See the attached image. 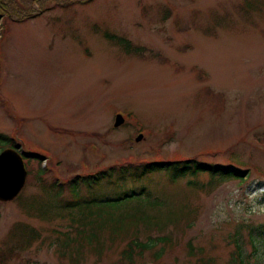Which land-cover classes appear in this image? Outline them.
<instances>
[{"label":"rangeland","instance_id":"1","mask_svg":"<svg viewBox=\"0 0 264 264\" xmlns=\"http://www.w3.org/2000/svg\"><path fill=\"white\" fill-rule=\"evenodd\" d=\"M31 1L18 0L23 15L34 14L27 11ZM119 38L140 50L126 52ZM117 114L125 120L114 128ZM263 132L264 0H94L20 23L7 18L0 27V133L20 142V150L50 160L42 162L50 168L41 179L38 164H27L30 173L18 196L45 197L55 178L66 185L76 174L124 157L241 162L249 171L244 183L229 181L210 193L166 171L132 183V189L146 186L162 204L151 214L162 212V222L177 219L162 230H141L142 242L148 236L171 242L133 264H200V258L228 264L237 226L264 223ZM138 133L143 138L136 142ZM118 190L103 182L93 193L115 196ZM80 193L89 195L84 188ZM63 196L71 192L64 188ZM17 197L0 202V251L13 245L15 223L34 227L40 238L4 264H70L50 244L66 222L25 214ZM185 207L189 216L179 215ZM126 243L106 245L100 261L85 255L80 264H128L120 260ZM242 244L247 258L252 247ZM255 257L248 259L264 264Z\"/></svg>","mask_w":264,"mask_h":264},{"label":"trees","instance_id":"2","mask_svg":"<svg viewBox=\"0 0 264 264\" xmlns=\"http://www.w3.org/2000/svg\"><path fill=\"white\" fill-rule=\"evenodd\" d=\"M94 0H32L27 11L34 14L23 15L24 12L18 0H0V19L4 24L5 19L12 18L13 22L20 23L34 19L40 13L53 10L55 8L66 9L74 5H85ZM106 38H111L105 35ZM116 43L126 52L139 51L140 47L131 45L130 41L119 38ZM202 79L204 73L199 71ZM212 98L221 100V94L210 90L205 91ZM264 136V132H263ZM264 142V140H262ZM4 145L18 151L20 143L12 137L0 133V151ZM25 166L30 173L28 163L38 164L39 172L37 176L41 179V173H48L49 166L42 167L45 156L36 153L22 152ZM241 165L226 166L222 164L201 163L196 159L173 162L164 160L158 156V161L133 162L130 157H124L119 164L95 170L85 175H74L64 185L55 178L52 184H48L45 197L41 195L33 197H17V201L23 212L29 216H35L43 220L61 219L66 222L65 231H55V237L51 241L58 259L63 263L80 264L84 256L93 255L97 261L101 260L106 245L113 246L118 240L127 241L125 247L120 251V260L128 264H133L136 257H142L147 251L154 249L158 244L168 245L170 237H151L145 242L139 240L141 230L157 229L174 224L176 220L161 221L162 214H151L161 203L156 202L153 194L146 186L139 185L137 188H130L134 182H140L146 175L156 171H166L170 173L172 179H183L195 190L206 191L208 193L218 186L229 181L244 183L248 177V170H243ZM44 180V178L42 179ZM105 182L110 187H118L115 196H99L93 193V189ZM71 192V197L63 196V190ZM81 188L89 193L82 196ZM109 218L105 219L103 215ZM166 215L176 216L171 210H167ZM189 216L187 208L179 214ZM190 225V224H189ZM188 226V225H187ZM143 228V229H141ZM14 243L6 251H0V264L15 260L20 254L39 240L40 233L34 227L25 223H15L10 230ZM245 236V237H244ZM247 240V244L252 247L250 254L245 258L242 242ZM234 244L233 256L228 264H254L248 258L256 255L254 262L264 261V223L238 225L230 242ZM258 245L261 247L258 248ZM163 248L160 249L156 258L161 256ZM200 264L216 263L212 258H200Z\"/></svg>","mask_w":264,"mask_h":264},{"label":"water","instance_id":"3","mask_svg":"<svg viewBox=\"0 0 264 264\" xmlns=\"http://www.w3.org/2000/svg\"><path fill=\"white\" fill-rule=\"evenodd\" d=\"M121 115H116L114 127L123 124ZM142 135H138L136 141L141 140ZM27 178L20 152L14 149H4L0 152V202L13 201L22 191Z\"/></svg>","mask_w":264,"mask_h":264},{"label":"clouds","instance_id":"4","mask_svg":"<svg viewBox=\"0 0 264 264\" xmlns=\"http://www.w3.org/2000/svg\"><path fill=\"white\" fill-rule=\"evenodd\" d=\"M260 212H264V207H259Z\"/></svg>","mask_w":264,"mask_h":264}]
</instances>
